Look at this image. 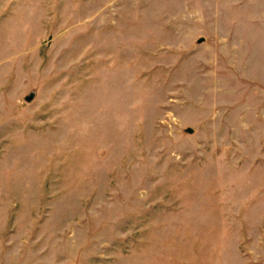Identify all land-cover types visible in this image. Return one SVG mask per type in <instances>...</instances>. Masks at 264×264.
<instances>
[{
    "label": "rangeland",
    "instance_id": "rangeland-1",
    "mask_svg": "<svg viewBox=\"0 0 264 264\" xmlns=\"http://www.w3.org/2000/svg\"><path fill=\"white\" fill-rule=\"evenodd\" d=\"M0 264H264V0H0Z\"/></svg>",
    "mask_w": 264,
    "mask_h": 264
}]
</instances>
